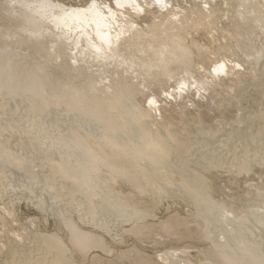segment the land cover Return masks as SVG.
<instances>
[{"label":"rangeland","instance_id":"1","mask_svg":"<svg viewBox=\"0 0 264 264\" xmlns=\"http://www.w3.org/2000/svg\"><path fill=\"white\" fill-rule=\"evenodd\" d=\"M55 1H58V2L60 1L69 6L86 5L87 3H89L87 0H55ZM98 1L107 2L109 5L113 7V9L114 7H116L115 0H98ZM169 1H170L169 6H171L172 9H170L169 6L164 7L165 4L161 7L160 6L156 7V4L158 6L159 3L158 2L155 3L153 1L152 3L153 5L151 4L150 6H148L151 9L149 11H148L149 8L148 9L146 8V10L143 12L138 11V13L131 11V18L133 19L132 22L135 21L134 23L136 25V27L133 26V28H135V30L138 29V31L141 32V35L144 34L146 37L142 35L138 39L136 46L135 44H128V45L123 46L122 47L123 49L121 50L118 49V44H116L117 46L115 45L116 47L115 54H117L119 50L120 52L122 50L123 51L126 50L124 51V53L121 52L117 54V57L121 58V59L117 58L119 60L117 62L119 63L113 62L112 65H110L109 67H104L103 68L104 70L103 69L99 70L100 68L98 67H92L89 70L85 69L86 75L88 76L87 78L84 77L80 81L78 80L66 81L65 86L62 87L58 91H52L51 89L45 88L43 91L38 92L37 97L43 98L45 103L52 104L51 107L45 105L37 109L36 106L38 105V103L36 106H34L30 102L23 101V100H28L26 98L23 99L22 97L24 96L23 93L21 94L22 96L13 95L12 90L3 88L0 85V140L4 138L5 140H7V141L5 140L3 141L6 142V147L8 146V149H10L12 154L16 155V154L23 153L21 154V156L22 155L23 156L21 157L20 163L26 164L25 166H27V164L28 166H30V167H27V172H25L23 171L24 170L23 166H22L23 169L19 167H11L8 160L1 161L0 159V264H13V262L17 259L16 257L18 255L19 257H24L25 255H29L28 254L29 252L30 253L32 252L35 254L36 252H38V249H41L39 250L38 253H43L44 248L47 246V242L45 239L48 237H52V236H57L61 239V242L63 243V245L66 246L68 249L67 256L69 257V260L73 262L74 264H107V263L108 264H113V263L118 264L116 262V259L122 253H128L127 254L128 257L130 255V257L128 258L129 264L130 263L132 264V262L136 260V258H134L137 255L136 253L143 254L144 256H146L147 258L151 260L153 259L155 260L156 258L158 259V257L162 255L167 257V255L170 253V255H168L169 258L166 261L167 263H163V264H184L185 262L184 263L182 262L184 261V258L185 259L188 258L191 264H194V262L195 264H197L198 262L199 263L203 262L204 258L205 260H208L207 257L203 254V250H206L205 248L209 246L210 244L209 242L211 240L209 241L204 240L201 242L200 241L196 242L193 240H185L184 238L175 239V238H170L167 232L165 234L156 233L157 235L156 236L155 232H149V230H152L149 228L144 229L143 231L145 232H143L142 234H137L133 230L134 227H137L139 229L140 227L144 225L150 226V225L165 224L166 222H168V220L170 221L169 223L171 225L177 227L179 221L176 218H172V216L174 215H178L181 218H185L187 220L189 219L188 225L190 226H193L195 224L194 222L195 220H193L195 218L197 222H200L199 219H197L199 218L198 217L199 215H197L198 213L197 214L195 213L197 211L196 208L194 207L195 205L192 202H190L187 198H185V195L183 196V195L175 194V193H178V190L175 184L179 183V177L177 175L174 176L175 172H173L172 174V172L170 173L168 171L166 172L161 171V168H159L160 170L159 169L156 170L157 171L156 173L159 174V175L157 174L156 176L158 180L163 175L167 176L170 174V176H172V178L169 177L170 178L169 180L174 182L175 184L173 185L172 183L169 185L170 182L168 183V181H166L167 182L166 184H168L169 185L168 187L170 188V190L167 192L163 190H158V191L151 190L153 189V187L150 186L149 184H144L143 186L141 185L139 188H136L134 183H129L128 181H122L121 179H119L120 176L118 178V180L120 181H118L116 184H113L109 180V178H111V176L115 177L114 173L110 175L108 167H105L104 165H102V162L99 161V159L101 158L100 156L101 152L99 151L101 142L97 145L94 142V140H92L93 138H86V139L84 138V140H90V142L86 146L87 149L94 150L92 152L87 151V156L91 159L90 162L93 164H96L97 169H98V164L99 163L101 164V167H100L101 171L99 172L102 174L101 175L102 178L106 181L105 188L103 189L97 187V185L94 186L93 182L89 183L92 189H95V188L97 189V191H95V193H97L95 202H96L97 210H98L97 215H100V216H96L94 221L93 219L91 220V218H89L90 213L87 212V209H85L86 210V213H85L84 207H83V206L86 207L87 203L85 201L82 203V201L85 199L82 196L79 197V195H76L79 193L75 191L76 186L71 185L72 187H69V188L65 187L62 190H60L61 192H59V195L56 194L57 189L63 187L62 186L63 181L61 182L62 180L61 176H57V175L54 176L53 174L54 172H51L53 171L51 165L55 164L56 161H58L60 155L63 154L62 152H65L64 150L65 147L62 146L61 144V142L63 143L65 141V140L63 141V138L70 139L72 138L73 135H75L82 139L84 134H87L90 132L89 128L87 130L89 132H85L86 130H83V129H86L85 126L84 128L82 126L86 123L85 122L86 120L83 121L84 120V118H82L83 115L81 116L76 115L75 117L73 115L71 116L70 112H72V110L68 112L69 113L68 115H67V112L65 111L66 112L65 114L64 110L66 109H63L62 107V105L63 106L65 105L64 100L62 98H64L65 95H68V94H76L75 103H81L82 101H84L86 96H91L92 93L88 92V87L92 83L91 81L92 77L90 74H93L96 77L98 76L97 78H98L99 83L101 80L104 81V83H102L103 85H101V83L100 85L106 90L107 88L109 89V91L107 90L106 93L101 94V96L105 95L104 98L106 102H109L108 101L109 97H114L116 94L122 95L123 88L127 87L128 86L127 84L134 82V84L136 85V88L134 86L132 87V89L134 90V96L132 97V99L134 98L133 100H135L134 102H136L135 103L136 107L133 109V111L137 112V114L142 115L146 113V115H148L149 111L150 112L153 111L152 114H154L155 111L153 109L151 111V108L149 107V102H148L149 97L151 98L156 97V101L160 100L158 101V104L161 105L162 109L165 108L166 110L164 109L162 111V109L160 108L161 109L160 112L159 111L156 112L157 116L154 117L153 115L150 118L152 121L155 120L154 122L158 121L157 123H155L156 129H160V127H164V128L166 127L165 128L166 130L169 127L174 128V131L178 133V137L179 135L181 136L185 134L187 135V133L189 132L186 138L188 140L191 139V141L194 144H196L195 146H193L194 144H192L194 148L192 147V149L190 150L191 152L189 151L186 155L184 154L186 156V159H185V156H184V159L183 158L177 159L179 158L180 153L173 154L174 152L176 153V146L174 143H172V146H171L172 150L170 151L169 155H166V157L172 160V162H174L175 160L177 164L179 163L177 162L178 160L182 161L178 165L174 162L178 167L177 169H179V167L181 168L185 167V164H187L188 169L191 171L201 170L205 172L207 176H204V179L207 181V184H208L207 186L210 187L209 192L211 193L212 198L216 200L217 202H221V203L222 202L225 203L226 201V205L224 204L225 207L227 206V202L228 204H230L229 206H234L232 208L229 206L226 207V209L229 208L228 209L229 211L227 210L229 213H227L226 211L227 217H225V221L228 222L229 220L234 219L235 216L239 215V218L241 221L238 224H236L237 230L238 228H240L239 230L241 231L242 229L241 232H243V229L247 228L246 227L247 223H249L252 226L254 225L255 227L249 230L253 229L251 232L253 233V235H256L253 237L256 238L255 240L258 239L257 241L260 242L261 245L264 246V238H263L264 233L263 234L261 233L263 237L260 235L261 238L260 237L258 238L259 236L258 232H264L262 230V228L264 227V222H263L264 221V203L261 204V202L264 201V155H263L264 150L262 151L260 149V151L262 152H259L260 154L256 156L257 158L254 157L251 159L252 161L250 160L252 163V167H251L252 170L249 173H245V172L239 173L237 170L239 162L241 161V159H245L247 155L252 154L255 151L256 147L254 146V144L253 145L248 144L250 147L248 145L247 146L242 145V141H240V140H243L242 136L241 137L239 136V139H238V136H235L237 137L235 138L233 135V133L235 134L238 131L240 132L243 130L240 133L247 134L251 132L254 134H258L259 137L264 138V129H262L264 128V124H263L264 120L260 121L257 116L256 119L258 120H255L254 121L255 123L253 122L251 123V121L249 123V121H247V120H250L248 119V117L249 118L253 117L255 119L254 116L261 114V112L264 113V69L261 66L264 63L263 62L264 59H262L264 55L260 53V51L264 49V26L261 27L264 22V4H263L264 0L263 1L254 0L256 3H253L254 5L252 7L242 3V0H230L227 5L224 2V0L223 2L222 0H210L212 1V4L214 6H216V4L218 3L217 4L218 9L215 7L218 11L215 9V11L217 12L214 13L213 19L210 16L211 19L208 17L207 18L208 20L206 19L205 21H202L204 23L206 21L207 22L205 23L206 25L203 23L201 27L199 25H201L202 22L199 23L197 21V18L195 19L194 16L193 18L197 22L194 21L193 18L191 19L189 18L191 21L189 20V23H188L187 18L189 16L187 17L188 14L186 15L185 10H184L185 8H188V9L190 8L191 10L196 8L195 10L198 11L199 8H197L198 6L197 4L199 0H196V1L186 0V2L185 0H183L184 2H182V0H178V1L169 0ZM174 1L176 2L174 3ZM205 1L206 0H202V1L200 0L199 3L205 2ZM216 1L218 2L216 3ZM177 2L179 3L180 7L182 6V4H183L182 8L184 7L182 9L184 12L181 10V8H179V10H181L179 15H182L180 16V18L183 17L185 19V17H187L185 19V21L186 20L187 21L185 23L186 25L184 24L185 26L182 28L186 32L183 31L182 29H180V31L182 30L181 32L178 31L179 29L176 31L179 32L180 35L183 34L182 37L184 38L181 37L182 41L183 39L187 37L186 38L187 41H185V43L187 42L186 45L188 46L194 45L193 46L194 48L190 46L192 48L191 53L193 52L191 57L193 58L194 65L192 66L193 68L192 70L187 69V68L184 69V68H181V66H177V65H176L177 67H175L174 66L175 64H172L173 67L170 66L171 68L167 69V67H165L167 64L165 65L166 62H164L163 65L165 66L163 68V71H164L163 73L161 69H162V66H163L162 63L164 60H160V59L162 58V55H163V58L165 57V55L161 48L162 46L161 43L163 41H166L164 39H167L168 35L170 34L167 28H169L170 25L172 24L173 26L177 25L175 24L176 22L173 19H171L172 21H170V18L173 17V15L171 14H174L173 12H175V10L177 9V5H178ZM190 2H193L195 6ZM173 3L175 5H173ZM186 4H188V6ZM219 4H221L223 7L218 6ZM154 7H156L155 8L156 13L154 12L155 11ZM198 7H200V5ZM158 8H161V9L159 10ZM201 8L202 7H200V9ZM163 9H166V12ZM168 9L170 10V12ZM161 10H163V12ZM239 11L244 14L243 16L246 17V20H242L241 17L236 15V13ZM178 12L176 10L177 14ZM166 13L168 16L166 15ZM169 13L171 16L169 15ZM184 13L186 15L185 17H184ZM154 15L156 18L154 17ZM164 16H166L167 21L169 22L168 23L164 22L163 25L166 26V24H168V26H166V28H163V29L161 28V30L160 29L157 30L156 28L158 27L159 28L164 27L162 26V23H159L161 21L163 22L164 19H166V18L162 19ZM236 16L240 20H237ZM259 17H262V18L259 19ZM158 18H159L158 23L161 26L157 27V25L159 24L154 23V21L157 22ZM237 21H239L240 23V24L238 23L239 25H236ZM254 21L255 22L257 21V22L255 23ZM241 22L243 25L241 24ZM153 23L156 25H154ZM196 23L199 28H195L197 27ZM153 25L156 27L152 28L153 29L152 30L151 27H154ZM194 25L196 26L194 27ZM129 26H130V23L127 27L126 25L124 26L125 29L123 28L124 30H126V32L127 30H129L130 34L128 33V38H129V35H132L131 33L136 32L133 28L132 29L135 32L131 29H128ZM190 26L192 28H190ZM164 29L167 30L168 32L162 31ZM156 30L157 31L160 30L159 35H158V32H156L157 34H154V33L152 34V32ZM258 31H260V33ZM162 32H164V34L166 33L165 35L167 37L164 34L162 36L161 35ZM153 35H155V37ZM156 35L159 36L157 37L159 39L156 38ZM164 36L166 38L163 39ZM160 37H161V40L162 39L163 40L159 42L157 40H160ZM150 38L152 39L150 40ZM153 39L154 40L156 39V41L154 42ZM195 39H197V41ZM192 41H194L195 43L193 42L192 44L191 43ZM152 42L156 43V45L154 43L152 44L154 47V51L156 50L155 46L158 47L159 44L161 45L159 46L160 48H157V49L162 50V51L159 52V50H156L155 53H153L152 55L155 56L153 57L155 58L154 60H157V58L159 57L158 58L159 62L162 61V63L156 62L154 60H151L149 62L159 63L161 65L159 64H156V65L159 67L161 66V68L159 67L153 68V66H151L150 64H147L146 62L140 63L141 61H139L140 57L141 59L148 60L150 59V57L152 59V56L149 57V55H151V53L154 52L150 48V45ZM131 45H133L132 46L133 49L135 48L134 50H132ZM196 46L198 47L196 48ZM248 46H249L248 49L250 50L246 49ZM126 47H129L128 49L130 51L126 49ZM251 48L252 50H255V52L254 51L251 52L252 51ZM25 49H27V53L25 52L24 54L23 52L18 51L16 49L14 50L11 49L6 52H3L4 54L3 61L6 64H10V65L16 64L19 69H25L26 68L25 65L27 61L33 64H37L36 67L38 70H25V72L33 73L34 75H37L40 77H42V75L38 71H41L43 69H47L49 67H52L53 69L66 68V67H62L63 64L65 63V56L56 58L53 55H51L50 57L53 59V62H52V61H49V59H47L46 52L37 51V48L33 46H28V45L25 46ZM0 50H4V48H1ZM257 50H259V54H257L258 53ZM134 51H136L135 55H132ZM128 52L131 55L130 54L128 55L127 54ZM157 52L159 53L160 56H158ZM70 55L73 56V54H71V52L68 51L67 56H69V58H71ZM259 55L261 57H259ZM223 58L224 59L226 58L228 60L227 62V60L225 59L226 63L227 64L229 63L231 65V68L233 67L234 71L232 70L229 73L226 72V75L223 74L224 76L223 81L221 80L219 82V79H216L215 85L213 84L212 87L207 86V90L209 89V91L203 88L205 91L208 92V93L206 92L205 94V92L202 91L203 89L201 85L200 84L197 85V84L199 83V81L203 83L206 82L207 76L210 75V72L214 71L213 66L215 65V62L217 60H223ZM258 58H261V59H258ZM260 60H262V62H260ZM74 62H73L74 65L78 64L76 61ZM167 63L169 62L167 61ZM122 64L125 65V67ZM150 66L152 69H150ZM154 66H155V63H154ZM156 68L158 69L156 70ZM183 69L185 70V72ZM186 69L188 71L190 70L189 73L188 71H186ZM95 70H97V72ZM118 73L121 76H119ZM183 74L184 76H182ZM99 75L100 77L102 76L103 79L101 78L100 80ZM113 76L115 77V79ZM116 76H119L120 78ZM122 76L125 77L127 80L123 78ZM121 77L123 78V80ZM188 77L192 79V81L190 80L191 86L190 85H188V87L182 86L183 91L179 95H176L173 98L166 99V97H168V95L172 93L173 90H176L178 86H180L181 82H188L187 84H189V81H187L189 80ZM184 78L186 80H183ZM197 79L199 80L198 83H196ZM202 79L204 81H202ZM117 80H121L120 83H122V85H117L116 89L110 88V85H113L115 82H117ZM221 82L223 83L227 82L228 84L226 83L223 85V83ZM196 86L202 89L201 95H197L195 93ZM214 86H216L217 88ZM212 88L213 90L216 88V90L213 91L211 90ZM189 89H190V92L186 91ZM184 93L185 95L187 93L188 94L185 96ZM190 93L191 95L189 96ZM211 94L213 95L214 98L212 97ZM193 95L195 96L196 99L194 98ZM187 96H188V99L186 100ZM160 97H163L162 99L164 101H162ZM181 98L183 101H181ZM184 100L186 101L184 102ZM191 100H193L194 102ZM165 101L167 104H165ZM170 101H171V105L169 104ZM129 102L130 100L123 101L124 105L126 103L129 104ZM59 103L60 104L62 103V104L60 105ZM56 104L59 106H57ZM165 105L167 107H165ZM11 112H13L15 115ZM163 112L167 114H164ZM164 115H165V118H164ZM161 117L166 119V120L164 119L163 120L166 121L167 123L169 121L170 124H166L167 126L163 124L166 122H164L161 119ZM243 117H245L244 119L247 118L246 120L247 123L245 120H243ZM254 119L251 118L252 121ZM159 121H161L162 123ZM257 121H260V123L261 122L262 123L261 124L257 123L256 125ZM9 122L10 123L15 122L14 124L16 125V128L12 129L11 131L7 130L5 127V124H10ZM106 122H109V119H107ZM79 123L82 125H80ZM158 123H159V126H157ZM150 126L152 130L155 129L154 123L153 125L151 123ZM256 127L257 129L259 128L261 131H259V129L257 131ZM164 128H161V129L165 131ZM96 129H99V130H94L95 137L96 139H98L97 138L98 133L102 134L104 131L101 130L103 132H99L101 128L96 127ZM212 131L213 133L217 132V134L215 133L216 135H214L213 133H211ZM229 131L232 133L230 135V139H229L230 141L227 143L228 145H224L225 146L224 148L222 146V149L220 148L221 150H219V153H217L218 151L216 152L217 154L214 153L216 157L214 158V161L216 162V164L210 168H206L204 164V162L207 161L206 156H208L210 153H213V152L209 153V151L210 150L213 151V148H214L213 146L219 143V142L216 143V139H218L219 137L220 138L227 137V135L230 134ZM208 136L211 139H208L207 138ZM204 137L205 139H203ZM207 139L210 141L209 142L210 144L207 143L208 142ZM35 141L36 143H38V145L35 143ZM43 141L44 143H41ZM214 141L216 144L215 143L212 144ZM45 143H48V144H45ZM60 145H61L60 148L63 147L62 149L64 151H62V149L59 148ZM58 148L60 150H58ZM130 150H132V152L134 151L132 148ZM58 151H60L59 153H61L59 156H57ZM207 151H208V155H207ZM18 152H21V153H18ZM106 152H107V155L104 157L103 160L108 166H113V160L117 157L118 153L116 152L115 148L106 149ZM238 153L240 156L238 155ZM55 156H57L58 158H56ZM228 156H229V159H228ZM33 158L35 160H33ZM234 158L237 162L234 160ZM228 160L231 162H229ZM258 160L259 162H257ZM201 162H203L202 165H204L202 167L200 165ZM231 163H233L234 166ZM158 171L159 172L161 171L160 172L161 174ZM162 172H163V175H162ZM164 172L165 173L168 172L169 174L167 173L166 175ZM115 174L121 175V174H117L116 171H115ZM47 177H49V179ZM160 180L162 179L160 178ZM46 183L51 188L47 186ZM172 185L175 189L173 187H172L173 189L170 187ZM258 192L259 193L261 192V193L259 194ZM172 193L176 195L177 197L172 195ZM74 194L76 195V198L78 196L77 200H74L75 199ZM55 196L57 197L55 198ZM121 196L127 198L129 205L137 204V207L140 209V211L138 209V211L140 212V215H139L140 217L138 215L133 214L136 212V210L134 211L132 209L130 211L132 212V214L128 213V215L131 214L132 216L129 215L125 218H122L119 216L117 217L116 211H112L113 213H107V214L106 213L103 214V212H101L105 204H107L108 202H111L110 207L114 208L116 206L117 201L119 200ZM79 198L80 199L82 198L81 201ZM247 198H249V200ZM69 199H72V200H69ZM243 199L245 200V202ZM50 200L52 201V203ZM78 200L80 201V203H78L79 202ZM64 201L65 203L66 202H69V203L71 202V203L70 204L68 203L69 204L68 205L67 203L65 204ZM231 202H233L235 205H237V203L238 204L240 203L241 205L242 202L243 204L241 205V207H239L240 205L235 206L234 204L232 205ZM71 204L73 206H71ZM80 204L81 205L83 204V205L81 206ZM256 204H258L259 207H257ZM80 207H83V210L82 208L80 210ZM242 207L243 209L244 207L245 208L249 207L250 211L247 209H244V210L240 209ZM79 212H81V214ZM101 214L106 215V216H102ZM195 214L197 217L195 216ZM253 217L256 218V220H254ZM257 217L260 218L259 221H257L258 219ZM254 222L255 223L257 222V223L254 224ZM67 223L76 225L83 232H86V233L91 232L92 234L102 238L109 252L105 251L106 252L105 253L103 249L97 248L94 245H92V248L88 252L87 255L82 254L80 251H77L74 248L73 243L71 242V233H70L71 231H69ZM243 223L244 224L246 223L245 226ZM214 227L211 226V228L209 229L211 236L213 235V238H215L213 240H217V239L220 240L221 238H223V236L222 237L219 236L220 234H223L222 232L228 234L227 232H230L232 230L231 229L232 226L229 224H224L223 227H218V229L217 228L215 229ZM225 228L226 229L230 228L231 230L229 231V229H227L226 231ZM222 229H224L225 231L224 230L222 231ZM249 230L247 229V231L251 234ZM259 239H262V241H259ZM225 240H227V238H225ZM13 245L17 247L14 248ZM13 248L15 250H13ZM17 248L19 249L17 250ZM11 249L13 250V252ZM187 251L189 253L188 257H186L188 255ZM199 251L201 252V254H203V257L201 254H199L200 253ZM164 252L167 255H164L163 254ZM15 253L16 255H14ZM151 256L153 259L151 258ZM97 257L99 260L97 259ZM46 259H49V261L51 260V262H53L55 258L51 254H49L46 257ZM209 260L208 262H205V263L206 264L216 263L214 260H213L214 262H212L211 260L209 262ZM153 264H160V262L155 260Z\"/></svg>","mask_w":264,"mask_h":264},{"label":"bare ground","instance_id":"2","mask_svg":"<svg viewBox=\"0 0 264 264\" xmlns=\"http://www.w3.org/2000/svg\"><path fill=\"white\" fill-rule=\"evenodd\" d=\"M87 1L89 3H87L86 5H71V6H69V5H66L60 1L58 2L55 0H0V49L4 48V50H0V85L3 88L12 90L13 95H21L23 93L24 96L21 95L23 97V99L24 98L28 99V100H23V101L30 102L34 106H36L38 103V105L36 106L37 109L41 108L45 105L51 107L52 104L45 103L43 98L37 97L38 92L43 91L45 88L51 89L52 91H58L62 87L65 86L66 81H70V80L80 81L84 77L87 78L88 76L86 75L85 69L89 70L92 67H98V68H100L99 70H102L104 67H109L110 65H112L113 62L119 63V62H117V61H119L117 59V58H119V57H117V54L121 53V52L124 53V51H126V50H124V51L122 50L120 52V50L123 49L122 47L125 45H128V44H135V46H136L138 39L144 34L141 35V32L138 31V29L135 30V28H133V26L136 27V25L134 23L135 21L132 22L133 19L131 18V11L138 13V11H141V12L145 11L146 8L147 9L149 8L148 9V11H149L151 9L148 6H150L153 3V1L155 3L156 2L159 3L158 6L156 4V7H159V6L161 7L164 4H165L164 7H167L170 4L169 0H115L116 7H114V9H113V7L105 1H102V2H100L98 0H87ZM194 1H196V0H194ZM229 1L230 0H224L226 5L228 4ZM261 1H263V0H261ZM175 2L176 1H174V3ZM182 2H184V1L182 0ZM185 2H186V0H185ZM199 2H200V0H199ZM199 2L197 5L198 6L200 5V7H202V8L200 9V7L197 6V8H199L198 11L195 10L196 8H194V9L192 8L193 10H191L190 8L184 9L186 15L188 14L187 17L189 16L188 18L185 17L186 15L184 13V17H185V19L187 18L188 23H189V20L191 18H193V16L195 17V19L197 18V21L199 23H201L202 21H205L208 17L210 18V16L213 19L214 13H216L218 11L217 10L218 9V7H217L218 1H216V3H217L216 6H214L212 4V1H210V0H206L205 2H201V3H199ZM222 2H223V0H222ZM174 3H173V5H175ZM190 3H192L195 6V4L193 2H190ZM214 3H215V1H214ZM242 3L252 7L254 5L253 3H256V2L254 0H251V1L250 0H245V1L242 0ZM188 4H189V2H188ZM188 4H186V5L188 6ZM263 4H264V2H263ZM180 5H181V3H180ZM182 6H183V4H182ZM182 6L180 7L179 3H178L177 9H176L177 12H178L179 8H181V10L184 8V7L182 8ZM218 6H222V5L219 4ZM156 7H154V10ZM164 7H162V8H164ZM169 7H170V9H172L171 6H169ZM191 7H192V5H191ZM175 8H176V6H175ZM158 9L160 10L161 8H158ZM215 9L217 11H215ZM163 10H165V12H166V9H163ZM163 10H161V11L163 12ZM176 10H175V12H173L174 14H171V15H173L174 18L173 17L170 18V21H172L171 19H173L176 22V23L175 22L174 23L177 25L173 26V24H172V25H170L169 28H167L169 33H170V34L167 33V34H169L168 37L165 35L166 33L165 34H164V32L161 33L162 36L164 34L167 37V39H164V38H166L165 36L163 37V39L166 41H163L161 43L162 46L159 44L157 47V46H155L156 43H154L156 41V39L155 40L153 39L154 42H152L150 45V48L153 51H154V47L152 45L153 43L155 44L154 46L156 47V50H159L157 48H160L159 46H161V48L164 52V55H165L164 58L162 55V58L160 59V60H164L163 63H162V61L159 62V59H158L159 57L157 58V60H154L155 58H153V57H155V56H153L152 54L155 53L156 50L154 52H152L151 55H149V57L152 56V59H151V57L148 60L147 59H141V57H140V60H139V61H141L140 63L146 62L147 64H150L154 68V67H159L156 64L162 63V65H163L164 62H166L165 65L166 64L167 65L162 66V69H161L162 71H163L164 66L167 67V69L173 67L172 64H175L174 65L175 67L181 66V68H184V69L185 68L190 69V70L193 69L192 66L194 65V63H193V58L191 57L192 53H193V52L191 53V51H192L191 47H193L194 45L193 46L190 45L191 47L186 45L187 42L185 43V41H187V39H186L187 37L185 36L186 40L183 39V41H184L183 42L181 40V37L183 34L180 35V33L176 31L178 29H179L178 31H180V29H182L186 25L185 23L187 20L185 21V19L183 17L180 18V16H182V15H179L181 10H179L178 14L176 13ZM154 12L156 13V10ZM169 12H170V10H169ZM171 13H172V11H171ZM160 14H161V12H160ZM142 15H140V16H142ZM166 15H167V13H166ZM169 15H170V13H169ZM236 15L241 17L242 20H246V17H244L243 16L244 14L241 13L240 11L237 12ZM157 16H158V14H157ZM161 16H163V15H161ZM154 17H155V15H154ZM164 18H166V16H164L162 19H164ZM260 18H262V17H259V19ZM195 19H194V21H196ZM236 19L240 20L237 18V16H236ZM236 19H234V20H236ZM158 22H159V18H158V21L157 22L154 21V23H156V24L162 23V26H164L163 23L164 22L168 23L169 21H167V18H166V19H164L163 22L162 21L159 23ZM242 22H241V24H242ZM129 23H130V26L128 27V29H131V30L134 29L136 32L133 30L135 33H131L132 35H129V38H128L129 30H127V32H126V30H124L125 29L124 26L126 25V27H127L129 25ZM203 23L204 22H202L201 25H199V26L201 27ZM238 23H239V21L236 22V25L240 24V23L239 24ZM250 23H252V22H250ZM156 24H154V25H156ZM193 24H195V23H193ZM263 24H264V22H263ZM263 24L261 27L264 26ZM196 25H197V23H196ZM196 25H194V27ZM158 26H161V25L159 24V25H157V27ZM166 26H168V24H166ZM166 26L160 27V28L158 27L156 29L161 30V28L162 29L166 28ZM191 26H190V28L193 27V26L192 27ZM155 27L156 26L151 27V29L155 28ZM195 28H199L198 25ZM185 29H186V27H185ZM157 30L153 31L152 34L153 33L157 34L156 32H158V35H159L160 30L159 31H157ZM162 31L166 32L167 30L164 29ZM183 31H185V30H183ZM258 32L260 33V31H258ZM153 36L155 37V35H153ZM157 37H159V36L156 35V38ZM182 38H184V37H182ZM151 39L152 38H150V40ZM157 39H159V38H157ZM162 40L160 37V40H157V41L160 42ZM192 40H193V38H192ZM195 40L197 41V39H195ZM193 42L194 41H192L191 43L193 44ZM116 44H118V49H120L117 54H115V52H116L115 51L116 50L115 45ZM26 45L33 46V47L37 48V51L46 52L47 53L46 54L47 59H49V61H52V62H53V59L50 57L51 55H53L56 58L61 57V56H65V63L63 64L62 67H66V68L53 69L52 67H49L47 69H43L41 71H38L42 75V77H40V76L34 75L33 73L25 72V70H38L36 67L37 64H33V63H30L29 61H27L26 65H25L26 68L25 69H19L16 64L10 65V64H6L3 61V56H4L3 52H6V51L11 50V49L12 50L16 49L18 51L23 52V54H24L25 52L27 53V49H25ZM198 45H200V44H198ZM132 46L133 45H131V48H132ZM197 47L198 46H196V48ZM128 48L129 47H126V49H128ZM248 48H249V46L246 49H248ZM134 49L132 48V50H134ZM254 49H256V48H254ZM162 50H159V52H161ZM248 50H250V49H248ZM251 50H252V48H251ZM68 51H70L71 54H73V56L70 55L71 58H69V56H67ZM193 51H194V49H193ZM253 51L255 52V50H252L251 52H253ZM257 51H258V53H257ZM257 51H256V53L259 54V50H257ZM135 52L136 51H134L133 53L131 52L132 55H135ZM260 53L264 55V49H262L260 51ZM127 54L129 55L130 53L128 52ZM149 54H150V52H149ZM157 54H158V56H160L158 52H157ZM260 55H259V57L262 56V55L261 56ZM118 56H120V55H118ZM254 57H256V56H254ZM119 59H121V58H119ZM225 59L223 58V60H217V61L215 60L216 62L214 61L215 65L213 66L214 71L210 72V75L207 76V80L205 79L206 82H204V83L197 79L196 83H198V81H199V83L197 85L200 84L202 89L204 88L205 90H207V86L212 87L213 84L214 85L216 84V79H219V82L221 80L223 81V79H224L223 74L226 75V72L229 73L232 70L234 71L233 67L231 68V65L229 63H228L229 64V66H228ZM258 59H261V58H258ZM262 59H264V57H262ZM151 60H154V61L159 62V63L154 62L155 63V66H154V63L149 62ZM74 61H76L78 64L74 65V63H75ZM167 61L169 63H167ZM128 62H129V60H128ZM227 62H228V60H227ZM260 62H262V60H260ZM243 64H244V62H243ZM159 65H161V64H159ZM263 65H264V63L261 65L264 69ZM87 66H89V67H87ZM123 66L125 67V65H123ZM151 66H150V69H152ZM159 68H161V66ZM157 69L158 68H156V70ZM187 69H186V71H188ZM106 70H108V69H106ZM95 71L97 72V70H95ZM189 71H188V73H189ZM161 72H159V73H161ZM184 72H185V70H184ZM163 73H164V71H163ZM90 75L92 77V80H91L92 83L88 87V92L92 93L91 96H86L84 101H82L81 103H75L76 102V94H68V95H65L64 98H62L64 100V104H65L64 105L65 107L63 105H62V107H63V109H66V110H64V112L66 111L67 115H68L69 114L68 112H70V110H72L73 114H72V112H70L71 113L70 115L71 116L73 115L74 117L76 115H79V116L83 115L82 118H84V120L83 119L82 120L83 121L86 120L85 121L86 123L84 122L85 124L82 125V124H80L81 123L80 122L79 124L82 125L83 128L85 126L86 129H83V130H86L85 132H89V131L90 132L83 135V138H82L83 140L80 137L75 136V135H73L72 138H70V139L63 138V141L64 140L65 141L63 143L61 142V144H62V146L65 147V149H64L65 152H62L64 150L62 149L63 147L60 148L61 147V145H60L59 148L62 149L61 152L63 154L59 153L60 151H58L57 156H59L60 154L61 155H60L58 161H56L55 164L51 165L52 170H53L51 172H54L53 173L54 176L55 175L61 176V178H62L61 182L63 181V185H62L63 187L58 188L56 194L59 195V192H61L60 190H62L65 187L69 188L72 186H76L75 191H77L81 194L80 195L78 193L76 195H79V197L82 196L85 199L82 201V203L84 201L87 203L86 207L83 206L85 213H86L85 209H87V212L90 213V214L89 213H87V214H89V216H90L89 218H91V220L93 219V221H94L96 216H100V215H97L98 210H97V205L95 202L96 195H97V193H95V191H97V189L96 188L92 189L90 187L91 185L89 183L93 182L94 186L97 185V187L103 189V188H105L106 181L102 178V176H101L102 174L99 172V171H101V169H100L101 164L100 163L98 164V169H97L96 164L91 163L90 162L91 159L87 156V151L88 152L94 151V150H89L86 147L87 144L90 142V140H84V138L85 139L86 138H93L92 140H94V142L97 145L101 142V145L99 148V151L101 152L100 153L101 158L99 159V161L102 162V165H104L105 167H108L110 175H112L114 173L115 177L111 176V178H109V180L113 184H116L118 181H120V180H118V178L120 176L119 179H121L122 181H128L129 183H134L136 188H139L141 185L143 186L144 184H149L150 186L153 187V189H151V190H156V191L163 190V191L167 192L170 190V188L168 186L172 183H173V185L175 184L174 182L169 180L170 179L169 177L172 178V176H170V174L168 172H170V173L172 172V174H173V172H175L174 176L177 175L179 177V183L175 184L177 187L178 193H175V194L183 195V196L185 195V198H187L190 202H192L195 205L194 207L197 210L195 213L196 214L198 213L197 215H199L198 216L199 218H197V219H199L200 222H197L196 218L193 219V220H195L194 221L195 224L193 226L188 225L189 219L187 220L185 218H181L178 215H174V216H172V218H176L179 221L177 227L171 225L169 223L170 221L168 220V222H166L165 224L150 225V226L144 225V226L140 227L139 229L137 227H134L133 230L135 231V233L142 234L143 232H145V231H143L144 229L149 228V229H152V230H149V232H155V235H156V233H164L165 234L167 232L168 235L170 236V238H175V239L184 238L185 240H193L196 242H199V241L201 242L204 240H208V241L211 240L209 242L210 243L209 246L205 248L206 250H203V254L207 257L208 260L210 258V260L212 262L215 261L217 264H264V246L261 245V243L257 241L258 239L255 240L256 238L253 237V236H256V235H253V233L251 232L253 229L249 230L255 226L254 225L252 226L249 223H247V224L245 223L247 225L246 226L247 228L246 229L244 228L245 230L243 229V232H241L242 229L240 231L239 230L240 228H238V230L236 228L237 227L236 224H238L241 221L239 218V215L235 216L234 219H231L228 222L225 221V217H227L226 211L229 209V208L226 209V207H228L230 204H228V202H227V206L225 207L224 204L226 205V201H225V203H223V202L221 203V202H217L216 200H214L212 198L211 193L209 192L210 187L207 186L208 185L207 181L204 179V176H207L206 173L201 171V170L200 171H198V170H195V171L192 170L191 171L188 169L187 164H185V167H182V168L179 167V169H177L178 168L177 165L180 164V162H182V161L178 160L177 162H179V163L177 164L174 160V162L177 164L176 165L174 162H172V160H170L166 157V155H169L170 151L172 150V148H171L172 143H174L176 146V153L174 152L173 154L180 153L179 158H177V159H180V158L184 159V156L196 144H194L191 141V139L188 140L186 138V136L188 135L189 132L187 133V135L186 134L183 136L179 135V137H178V133L174 131V128L169 127L166 130L165 129L166 127L165 128L160 127V129H156L155 123H157L158 121L154 122L155 120L152 121L150 118L153 115H154V117L157 116L156 112H158V111L160 112V110L162 109L161 105L158 104V101H160V100L156 101V97L155 98L149 97V101H148L149 107L151 108V111H152V109L155 111L154 114H152L153 111L152 112L149 111L148 115H146V113L142 114V115L137 114V112L133 111V109L136 107V104H135L136 102H134L135 101V100H133L134 98L132 99V97L134 96V90L132 89V87L134 86L136 88V85L134 84V82L127 84L131 88L128 86L123 88V94H122L123 96L116 94L114 97H109L108 98L109 102H106V100L104 98L105 95L101 96V94L106 93V91L107 90L109 91V89L107 88V90H106L105 88H103L101 86V85H103L102 83H104V81L101 80L102 76L100 77L101 73L99 75L100 80H101L100 81L101 85L98 81V78H97L98 76L96 77L93 74H90ZM186 75H187V73H186ZM119 76H121V75L119 74ZM119 76H116V77H119ZM182 76H184V74ZM123 78H125V77H123ZM123 78H122V80H123ZM167 78H168V76H167ZM172 78H173V76H172ZM193 78H195V77H193ZM114 79H115V77H114ZM188 79L189 80H187V81H189V84H187L188 82H181L180 86H178V88L176 90H173L172 93H170L168 95V97H166V99L173 98L176 95H179L183 91L182 86H187V87H188V85L191 86L190 80L192 81V79L189 77H188ZM183 80H186V79L184 78ZM202 81H204V80L202 79ZM120 82H121V80H117V82H115L114 84L112 83L113 85H110V88L116 89L117 85H122V83H120ZM172 83H174V82H172ZM178 83H180V82H178ZM221 83H223V82H221ZM226 83H223V85ZM214 87H216V86H214ZM195 88H196L195 93L197 95H201L202 89H200V87H197V86ZM216 88L214 90H216ZM204 89L202 91H204L206 94V92L209 91V89L207 91H205ZM211 90H213V88ZM186 91L190 92V89L186 90ZM184 95H185V93H184ZM190 95H191V93L189 94V96ZM212 97H213V95H212ZM160 98L162 99L163 97H160ZM194 98H195V96H194ZM187 99H188V96H187L186 100ZM202 99H203V97H202ZM124 100L125 101L130 100L129 104L126 103L124 105V103H123ZM186 100H184V102ZM198 100H199V98H198ZM162 101H164V100L162 99ZM181 101H183L182 98H181ZM191 101H193V100H191ZM52 103H54V102H52ZM122 103H123V105H122ZM165 104H167L166 101H165ZM169 104L171 105V101ZM57 106H59V105H57ZM210 106H212V105H210ZM165 107H167V106L165 105ZM169 108H170V106H169ZM164 109L165 108H163L162 111ZM10 110H12V109H10ZM62 112H63V110H62ZM66 112H65V114H66ZM9 113H10V111H9ZM11 113H13V112H11ZM45 113H47V112H45ZM163 113L167 114L165 112H163ZM257 116H258V119L260 121L264 120V113H262V112H261V114L254 116L255 119L253 117H250V118L248 117V119H250V120H247V118L244 119L245 117H243V120H245V121L247 120V121H249V123H250V121H251V123L252 122L255 123L254 121L258 120V119H256ZM167 117H168V115H167ZM164 118H165V115H164ZM164 118L161 117L162 120ZM251 118L254 120L252 121ZM107 119H109V122H106ZM161 119H159V120H161ZM164 120H166V119H164ZM170 121H171V119H170ZM247 121H246V123H247ZM260 121H257L256 125H257V123H260ZM159 122H161V121H159ZM164 122H166V121H164ZM14 123L12 122L10 124H5L6 129L11 131L12 129L16 128V125ZM151 123H152V125L154 123L155 129H153V130H152V128H150ZM163 124H165V125L170 124V122L168 121V123L166 122ZM260 124H258V125H260ZM263 124H264V121H263ZM157 126H159V123L157 124ZM161 126H163V125H161ZM198 126H200V125H198ZM248 126H250V125H248ZM96 127L101 128L99 132L104 131L102 134L98 133V137H97L98 139H96V137H95V131L94 130H99V129H96ZM88 128H89V131H87ZM90 128H91V130H90ZM161 128H164L165 131L162 130ZM238 128H237V130H238ZM256 129H257V127H256ZM258 129H257V131H258ZM262 129H264V128H262ZM101 130H103V131H101ZM93 131H94V133H93ZM217 131H218V129H217ZM242 131H240V132H242ZM259 131H261V130L259 129ZM240 132L238 131L235 134L233 133V135H234V137L238 136V139H239V136L240 137L242 136L243 140H240V141H242V145L247 146L248 144H252V145L254 144V146L256 147L255 151L252 154L247 155V157L245 156L246 157L245 159H241V161L239 162L238 168H237L239 173H243V172L249 173L252 170L251 169V167H252V163H251L252 160L251 159L256 157L257 155H259L260 154L259 152H262L264 150V138L259 137L258 134H254L251 132L247 133V134L246 133H240ZM252 132H254V131H252ZM211 133H213V131ZM215 133L217 134V132H214L213 134L216 135ZM231 133L232 132H230V134L227 135V137H225V138L216 137V138H218V139H216V143L217 142H219V143L216 144L215 141L212 143V144L215 143L216 145L213 146L214 148L212 147L213 151L210 150L209 153L210 152H213V153H210L208 155V151H207V155H208V156H206L207 161L204 162L206 168H210L216 164V162L214 161V158H216L214 153H216L217 151H218L217 153H219V150L222 149V146L224 148L225 147L224 145H228L227 143L230 141L229 139H230ZM60 135H61V133H60ZM223 136H225V135H223ZM228 136H229V138H228ZM205 137L203 139H205ZM207 138L211 139L209 136ZM235 138H237V137H235ZM235 138H233V139H235ZM208 139H207V141H208L207 143L210 142ZM3 140H5V138L0 140V159H1V161H3V160L7 161L8 160L11 167L22 168V166H23V168H24L23 171L27 172V167H30V166H28V164H27V166H25L26 164L20 163L21 157L23 156V155L21 156V154H23V153L18 152L21 154H16V155L12 154L10 149H8V146L6 147L5 141H7V140H5V141H3ZM36 141H35V143H36ZM211 141H213V140H211ZM41 143H44V141ZM36 144L38 145V143H36ZM45 144H48V143H45ZM192 144H194V145L192 146ZM252 145H251V147H252ZM59 148H58V150H60ZM110 148H115L116 152L118 153L117 157L113 160V166H108L103 160L104 157L107 155L106 149H110ZM131 148L134 150L133 152H132V150H130ZM46 149H48V148H46ZM118 149H120V150H118ZM252 149H253V147H252ZM260 149L262 151H260ZM229 151H231V150H229ZM240 154H241V152H240ZM238 155H239V153H238ZM57 156H55V157L58 158ZM221 156H222V154H221ZM229 156H228V159H229ZM34 158H33V160H35ZM185 159H186V156H185ZM234 160H235V158H234ZM218 161H219V159H218ZM229 162H231V161H229ZM257 162H259V160ZM202 163L203 162L200 163L201 167L204 166V165H202ZM231 164H233V163H231ZM200 165H199V167H200ZM233 166H234V164H233ZM159 168H161V171H165V172L168 171L167 173L169 174V175H167V173L164 172L167 175V176H165V175H163V172H162L163 176L160 177L162 180H160V178H159V180L156 178V176L158 174V173H156L157 172L156 170H158ZM162 168H163V170H162ZM115 171L117 174H121V175H116ZM25 175H27V174H25ZM47 178L49 179V177H47ZM166 181H168V183L170 182L169 185L166 184L167 183ZM33 185H35V184H33ZM46 185L49 186L47 183H46ZM173 185L170 187L172 188ZM208 187H209V189H208ZM177 190H175V191H177ZM173 193H172V195H174ZM99 194H100V192H99ZM76 195L74 194V196H75L74 200L78 199V196L76 198ZM174 196L177 197L176 195H174ZM56 197L57 196H55V198ZM81 199H80V201H81ZM247 199L249 200V198H247ZM69 200H72V199H69ZM66 201H68V200H66ZM80 201L78 203H80ZM57 202H59V201H57ZM244 202H245V200H244ZM51 203H52V201H51ZM64 203H65V201H64ZM66 203L68 204L69 202H66ZM73 203H74V201H73ZM128 203L129 202L127 201V198L121 196L119 198V200L117 201L116 206L114 208H111L110 207L111 202H108L107 204H105V206L103 207V210L101 212H103V214H105V213L107 214V213H113L112 211H116L117 217L119 216V217L125 218L129 215L132 216L131 215L132 212H130L132 209L134 211L136 210V212L133 214L139 216L140 215V212H139L140 209L137 207V204L129 205ZM229 203H230V201H229ZM231 203H232V205L234 204L233 202H231ZM263 203H264V201L261 202V204H263ZM72 204H71V206H73ZM242 204H243V202H242ZM258 204H256L257 207H259ZM239 205H240V203L239 204L237 203V205H235V206H239ZM241 205L239 207H241ZM83 207H80V210H81V208L83 210ZM229 207L232 208L234 206H229ZM249 207L248 208L244 207V209H247L250 211ZM235 208H237V207H235ZM138 209H139V211H138ZM240 209H243V207ZM84 211H83V213H84ZM228 211H227V213H229ZM239 211H241V210H239ZM79 213L81 214V212H79ZM128 213H131V214L128 215ZM103 214H101V215L106 216ZM196 214H195V216H196ZM78 216H79V214H78ZM85 216H86V214H85ZM255 217H256V215H255ZM259 217H261V216H259ZM259 217H257L258 218L257 221L260 220ZM262 218H263V216H262ZM85 219H87V218H85ZM96 219H98V218H96ZM254 220H256V218H254ZM91 223H92V221H91ZM256 223L254 222V224H256ZM224 224L231 225L232 230L230 228H227V229H229V231L231 230L230 232H227L228 234L222 232L223 234H220L219 236L220 237L223 236V238H221L220 240L219 239L213 240L215 238H213V235L211 236V233L209 232V229L211 228V226H213V227L215 226L214 228L218 229V227H223ZM245 224H244V226H245ZM67 226H68L69 231H71L70 232L71 233V242L73 243V246L77 251H80L82 254L87 255L88 252L91 250L92 245H94L97 248L103 249L104 252L105 251L109 252V250L105 246L104 240L102 238L92 234L91 232H88V233L83 232L76 225H73L71 223H69ZM227 229H226V231H227ZM247 229L251 232L252 235L247 231ZM223 230L224 229H222V231ZM262 230L264 231V227L262 228ZM131 231H132V229H131ZM132 233H134V232H132ZM261 233L263 234L264 232H258V235H259L258 238L260 237V235L263 237L264 234L262 235ZM225 238H227V240H225ZM45 240L47 242V246L44 248L43 253H38L39 250H41V249H38V252H36L37 254L29 252L28 253L29 255H25L24 257H19V255H18L16 257L17 259L13 262V264H50V263L51 264H74L73 262H71L69 260V257L67 256L68 249L66 246L63 245V243L61 242V239L59 237L52 236V237L46 238ZM259 241H262V239H259ZM16 247L14 246V248H16ZM14 248H13V250H15ZM18 249L19 248H17V250ZM13 250H12V252H13ZM19 251H17V252H19ZM196 251H198V250H196ZM187 253H188V251H187ZM17 254H19V253H17ZM49 254H51L55 258L53 262H51V260L49 261V259H46V257ZM127 254L128 253H122L121 255H119L118 258L116 259V262L118 264H129L128 258L130 257V255L128 257ZM136 254H137L136 257H134V258H136V260H134L132 262V264H153L155 260L159 261L160 264H163V263H167L166 261L169 258L168 255H170V253L167 255L164 252L163 254L167 255V257L162 255V256H159L158 259L156 258L154 260L151 256V258L153 259V260H151V259L147 258L146 256H144L143 254H139V253H136ZM173 254H174V252H173ZM199 254H201V252ZM203 254H201L202 257H203ZM14 255H16V253ZM172 256H174V255H172ZM188 256H189V253L186 257H188ZM97 259H98V257H97ZM131 260H133V259H131ZM208 260H205V258H204L203 262H200V263L198 262V263L199 264H206L205 262H208ZM210 260H209V262H210ZM48 262H50V263H48ZM182 262L183 263L185 262L186 264H191V262L188 258H186V259L184 258V261H182ZM194 264H195V262H194ZM207 264H209V263H207Z\"/></svg>","mask_w":264,"mask_h":264}]
</instances>
